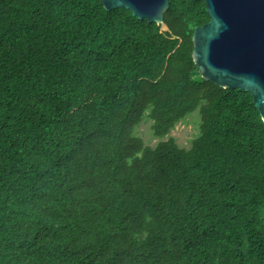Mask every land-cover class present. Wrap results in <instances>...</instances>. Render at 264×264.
<instances>
[{
    "label": "trees",
    "instance_id": "trees-1",
    "mask_svg": "<svg viewBox=\"0 0 264 264\" xmlns=\"http://www.w3.org/2000/svg\"><path fill=\"white\" fill-rule=\"evenodd\" d=\"M205 0L162 23L0 0V264H264V121L202 77ZM199 111L188 148L163 138Z\"/></svg>",
    "mask_w": 264,
    "mask_h": 264
},
{
    "label": "water",
    "instance_id": "water-1",
    "mask_svg": "<svg viewBox=\"0 0 264 264\" xmlns=\"http://www.w3.org/2000/svg\"><path fill=\"white\" fill-rule=\"evenodd\" d=\"M162 23L170 0H101ZM209 21L193 33V59L202 77L249 91L264 121V0H205Z\"/></svg>",
    "mask_w": 264,
    "mask_h": 264
},
{
    "label": "rangeland",
    "instance_id": "rangeland-1",
    "mask_svg": "<svg viewBox=\"0 0 264 264\" xmlns=\"http://www.w3.org/2000/svg\"><path fill=\"white\" fill-rule=\"evenodd\" d=\"M199 122L200 115L199 111L197 110L183 121L178 122L168 135L163 138H159L153 135L151 128L152 120L148 119L138 125L136 129V135L142 137L145 144L152 146L156 145L161 139H167L170 136H173L176 138L180 146L188 148L192 139L199 130Z\"/></svg>",
    "mask_w": 264,
    "mask_h": 264
}]
</instances>
